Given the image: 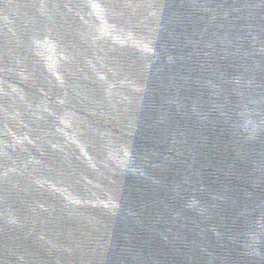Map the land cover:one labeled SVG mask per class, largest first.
Wrapping results in <instances>:
<instances>
[{
	"label": "water",
	"instance_id": "1",
	"mask_svg": "<svg viewBox=\"0 0 264 264\" xmlns=\"http://www.w3.org/2000/svg\"><path fill=\"white\" fill-rule=\"evenodd\" d=\"M0 264H264V0H0Z\"/></svg>",
	"mask_w": 264,
	"mask_h": 264
}]
</instances>
